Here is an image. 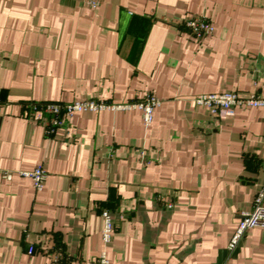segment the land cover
I'll return each instance as SVG.
<instances>
[{
  "label": "crops",
  "instance_id": "obj_1",
  "mask_svg": "<svg viewBox=\"0 0 264 264\" xmlns=\"http://www.w3.org/2000/svg\"><path fill=\"white\" fill-rule=\"evenodd\" d=\"M193 15L213 24L202 42ZM233 91L264 97V0H0V264H264L263 228L228 250L264 184V106L214 118L194 101ZM149 93L150 125L86 110L48 136L29 107ZM38 166L41 190L20 173Z\"/></svg>",
  "mask_w": 264,
  "mask_h": 264
},
{
  "label": "built area",
  "instance_id": "obj_2",
  "mask_svg": "<svg viewBox=\"0 0 264 264\" xmlns=\"http://www.w3.org/2000/svg\"><path fill=\"white\" fill-rule=\"evenodd\" d=\"M84 2L96 8L101 5L103 0H84ZM182 24L188 29L189 34L198 42H202L214 32L212 22L204 15H193L185 18ZM195 103L198 106L207 108L210 115L219 118L225 111H229L236 107H260L264 106V97L259 95L244 96L237 92H218V93H202L195 97ZM162 104L159 97L154 94H147L143 98H137L128 102H114L103 99L87 98L74 101H41L32 102L29 107L32 111V118L42 125L45 134L52 136L58 128L65 125L67 119L72 118L75 113L91 110L102 111L105 109L129 110L138 108L142 111L143 121L145 125H150L154 118V110ZM22 175L30 177L33 180L34 187L41 190L47 179L48 173L43 166H38L31 171H21ZM3 177L12 178V173L5 171ZM157 200L165 202L166 207L171 208L174 205L173 199L158 197ZM102 215L105 219L104 228L102 230V239L105 243H110L113 239L116 224L109 210L104 209ZM260 227L264 229V184L257 191L253 207L249 211L240 213L236 230L234 231L229 244L230 253L235 251L243 238L252 228ZM35 245H30L28 253L34 254ZM47 251L52 253L55 261L65 258V253L61 247L51 246ZM97 264H110L106 252H101L97 258Z\"/></svg>",
  "mask_w": 264,
  "mask_h": 264
},
{
  "label": "trees",
  "instance_id": "obj_3",
  "mask_svg": "<svg viewBox=\"0 0 264 264\" xmlns=\"http://www.w3.org/2000/svg\"><path fill=\"white\" fill-rule=\"evenodd\" d=\"M63 260H61L60 262H62Z\"/></svg>",
  "mask_w": 264,
  "mask_h": 264
}]
</instances>
